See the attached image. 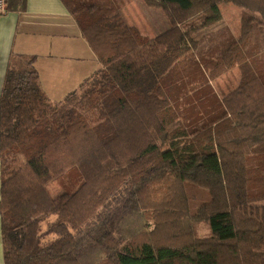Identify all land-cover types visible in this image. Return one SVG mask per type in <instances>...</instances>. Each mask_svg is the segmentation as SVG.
I'll list each match as a JSON object with an SVG mask.
<instances>
[{"label": "trees", "instance_id": "obj_1", "mask_svg": "<svg viewBox=\"0 0 264 264\" xmlns=\"http://www.w3.org/2000/svg\"><path fill=\"white\" fill-rule=\"evenodd\" d=\"M61 1L99 68L52 101L36 56L11 54L3 264H264V46H250L253 30L264 35V0H141L168 23L153 37L115 0ZM222 3L257 15L241 17L237 36L214 30ZM234 68L238 81L218 92L210 82ZM71 168L79 186L51 196Z\"/></svg>", "mask_w": 264, "mask_h": 264}, {"label": "crops", "instance_id": "obj_2", "mask_svg": "<svg viewBox=\"0 0 264 264\" xmlns=\"http://www.w3.org/2000/svg\"><path fill=\"white\" fill-rule=\"evenodd\" d=\"M13 53L36 56L34 67L41 87L52 101L61 100L99 68L96 55L61 0H26L21 12L0 15V94Z\"/></svg>", "mask_w": 264, "mask_h": 264}, {"label": "rangeland", "instance_id": "obj_3", "mask_svg": "<svg viewBox=\"0 0 264 264\" xmlns=\"http://www.w3.org/2000/svg\"><path fill=\"white\" fill-rule=\"evenodd\" d=\"M118 9L121 11L123 17L130 25L137 26L140 31L153 37L159 32L168 27L167 20L162 11L157 7H150L145 5L141 0H115ZM222 20L215 26L214 30H221L222 28L229 29L230 32L237 36L239 33L240 20L242 16L257 15L237 6L233 3H222L220 6ZM257 30L252 31L250 46L263 45L264 36L256 33ZM238 81V70L236 68L223 73L217 79H214L210 84L218 91H222L227 85L236 84ZM20 163L18 160L17 165ZM81 182L78 172L75 168L69 169L64 174L54 178L47 186L48 192L51 196H56L64 191L75 190ZM195 230L199 237H207L211 234L210 225L208 222L199 221L195 223Z\"/></svg>", "mask_w": 264, "mask_h": 264}, {"label": "built area", "instance_id": "obj_4", "mask_svg": "<svg viewBox=\"0 0 264 264\" xmlns=\"http://www.w3.org/2000/svg\"><path fill=\"white\" fill-rule=\"evenodd\" d=\"M6 12V2L5 0H0V15Z\"/></svg>", "mask_w": 264, "mask_h": 264}]
</instances>
